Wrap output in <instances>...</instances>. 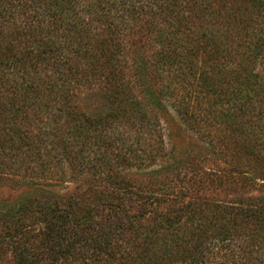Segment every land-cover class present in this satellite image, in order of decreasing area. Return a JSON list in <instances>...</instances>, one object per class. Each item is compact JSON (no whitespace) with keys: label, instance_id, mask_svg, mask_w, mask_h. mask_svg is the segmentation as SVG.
Listing matches in <instances>:
<instances>
[{"label":"trees","instance_id":"trees-1","mask_svg":"<svg viewBox=\"0 0 264 264\" xmlns=\"http://www.w3.org/2000/svg\"><path fill=\"white\" fill-rule=\"evenodd\" d=\"M10 177L0 264H264V0H0Z\"/></svg>","mask_w":264,"mask_h":264},{"label":"rangeland","instance_id":"rangeland-1","mask_svg":"<svg viewBox=\"0 0 264 264\" xmlns=\"http://www.w3.org/2000/svg\"><path fill=\"white\" fill-rule=\"evenodd\" d=\"M80 106L87 114L91 116H98L99 114L105 113L108 110L109 104L104 97L103 91L98 85H94L91 89L87 90L80 96ZM173 108H170L169 112H164L165 122L169 124L171 129V136L178 142L179 148L183 147L184 151H190L196 148V143L202 145L200 142L196 141L190 134L185 131L186 128L182 126L178 119H175L173 114ZM176 122V123H175ZM175 137V138H174ZM214 154H212L213 157ZM184 156H186L184 154ZM211 158L203 161L206 165L213 166L212 162L215 161ZM16 177H10L4 179L0 183V197L5 201L13 204L17 202L22 197L28 195L30 192L34 191L36 188H29L27 186H22L16 184ZM67 181L59 183L55 189L58 192L71 193L76 192L79 188L83 187V181L81 179L75 180L73 178H67ZM46 182V181H45ZM254 195L256 192H252ZM167 264V263H166ZM168 264H183L180 262L168 263Z\"/></svg>","mask_w":264,"mask_h":264}]
</instances>
